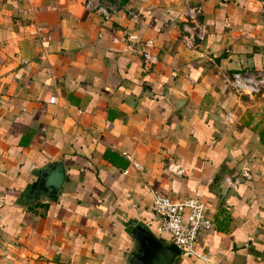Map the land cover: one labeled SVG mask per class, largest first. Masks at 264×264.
Instances as JSON below:
<instances>
[{
    "label": "crops",
    "instance_id": "crops-1",
    "mask_svg": "<svg viewBox=\"0 0 264 264\" xmlns=\"http://www.w3.org/2000/svg\"><path fill=\"white\" fill-rule=\"evenodd\" d=\"M96 1L0 0V264H145L151 191L213 221L170 264H264V0Z\"/></svg>",
    "mask_w": 264,
    "mask_h": 264
},
{
    "label": "built area",
    "instance_id": "built-area-1",
    "mask_svg": "<svg viewBox=\"0 0 264 264\" xmlns=\"http://www.w3.org/2000/svg\"><path fill=\"white\" fill-rule=\"evenodd\" d=\"M84 7L97 9L102 14L107 15L104 2L84 0ZM126 36L128 39L136 37L135 34L131 33ZM142 53L148 61H155L154 56L145 50ZM228 81L231 88L238 93L254 94L264 91V67L235 70L230 74ZM54 99L53 96L49 97L51 102ZM168 168L174 173L181 172L177 164L172 167L168 165ZM149 206L151 215L160 218V229L170 235L172 243L179 248L181 253L196 254L193 245L198 230H208L213 225L212 218L206 212L204 202L195 195L173 197L151 191Z\"/></svg>",
    "mask_w": 264,
    "mask_h": 264
},
{
    "label": "water",
    "instance_id": "water-1",
    "mask_svg": "<svg viewBox=\"0 0 264 264\" xmlns=\"http://www.w3.org/2000/svg\"><path fill=\"white\" fill-rule=\"evenodd\" d=\"M184 97L181 95L180 98ZM62 173L60 165H56L52 173L48 176V184L57 187L61 181ZM152 255L150 257H143L145 264H170L174 256L179 253V248L173 243L165 247L155 245L152 248Z\"/></svg>",
    "mask_w": 264,
    "mask_h": 264
}]
</instances>
